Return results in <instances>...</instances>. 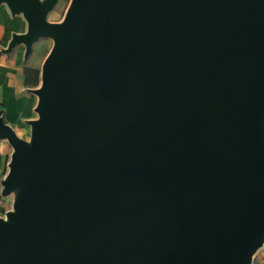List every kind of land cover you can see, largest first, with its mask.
Here are the masks:
<instances>
[{"label":"water","instance_id":"1","mask_svg":"<svg viewBox=\"0 0 264 264\" xmlns=\"http://www.w3.org/2000/svg\"><path fill=\"white\" fill-rule=\"evenodd\" d=\"M0 0L41 66L0 264H253L264 245V0Z\"/></svg>","mask_w":264,"mask_h":264},{"label":"crops","instance_id":"2","mask_svg":"<svg viewBox=\"0 0 264 264\" xmlns=\"http://www.w3.org/2000/svg\"><path fill=\"white\" fill-rule=\"evenodd\" d=\"M50 20V19H49ZM58 21L57 14L54 19ZM27 31L23 15H12L6 4L0 5V49L8 45L13 33ZM43 39L37 41L29 57H25V46L19 44L9 54L0 55V113L23 138L30 131L28 120L37 118L35 107L37 96L30 89L40 84L41 60L44 51ZM12 147L6 140H0V217L12 206L13 198L1 195V181L8 172ZM259 264H264V257Z\"/></svg>","mask_w":264,"mask_h":264},{"label":"rangeland","instance_id":"3","mask_svg":"<svg viewBox=\"0 0 264 264\" xmlns=\"http://www.w3.org/2000/svg\"><path fill=\"white\" fill-rule=\"evenodd\" d=\"M71 0H60L59 4L57 7L49 14L48 18L50 20L54 19V14H57V20L61 21ZM43 44H44V51H43V57L41 60V66L43 64V61L45 60L46 56L48 55L52 45L53 41L51 39H43ZM25 137L27 139L29 138V133L28 135L26 134ZM264 257V245L255 253L253 257V264H259L260 260H262Z\"/></svg>","mask_w":264,"mask_h":264},{"label":"built area","instance_id":"4","mask_svg":"<svg viewBox=\"0 0 264 264\" xmlns=\"http://www.w3.org/2000/svg\"><path fill=\"white\" fill-rule=\"evenodd\" d=\"M1 106H2V100H1V96H0V108H1ZM0 115H2V114L0 113Z\"/></svg>","mask_w":264,"mask_h":264}]
</instances>
